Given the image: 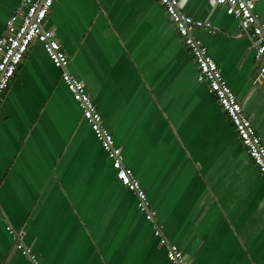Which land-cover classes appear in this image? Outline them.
I'll return each mask as SVG.
<instances>
[{
	"label": "crops",
	"instance_id": "1",
	"mask_svg": "<svg viewBox=\"0 0 264 264\" xmlns=\"http://www.w3.org/2000/svg\"><path fill=\"white\" fill-rule=\"evenodd\" d=\"M18 1L0 0V34ZM179 3L214 28L194 36L264 144V74L247 37L210 0ZM45 27L188 264H264V181L158 2L54 0ZM0 107V264L5 225L40 264H170L39 43Z\"/></svg>",
	"mask_w": 264,
	"mask_h": 264
},
{
	"label": "built area",
	"instance_id": "2",
	"mask_svg": "<svg viewBox=\"0 0 264 264\" xmlns=\"http://www.w3.org/2000/svg\"><path fill=\"white\" fill-rule=\"evenodd\" d=\"M180 38L183 46L193 58L196 66V80L204 82L214 97L232 129L245 149L258 175L264 181V144L255 132L249 118L242 109L235 94L222 76L217 64L207 52L200 39L194 36L199 28L214 31L210 22L193 19L182 11L179 0H156ZM214 6L222 7L224 13L236 21V29L244 34L253 52L260 75L264 74V22L255 11L254 0H210ZM54 0H19L17 6L5 20L0 34V96L20 63L28 47L37 42L53 67L59 70V77L65 89L79 109L80 119L85 121L98 141L114 170L115 179L135 196V207L142 218L151 224L152 235L164 247L165 258L170 264H188L181 250L163 235L162 224L155 219L156 211L150 207L144 189L133 171L123 164L119 146L115 145L111 133L104 126L84 84L66 70L68 58L60 48L54 32L46 28L47 14ZM12 245L28 264H40L39 257L21 241L19 232L5 225Z\"/></svg>",
	"mask_w": 264,
	"mask_h": 264
},
{
	"label": "water",
	"instance_id": "3",
	"mask_svg": "<svg viewBox=\"0 0 264 264\" xmlns=\"http://www.w3.org/2000/svg\"><path fill=\"white\" fill-rule=\"evenodd\" d=\"M0 114H3V110L2 107H0ZM105 126V125H104ZM106 127V126H105ZM18 255L17 250L14 248V246H11L7 257H6V261H9L8 264H11V262L13 261V259Z\"/></svg>",
	"mask_w": 264,
	"mask_h": 264
}]
</instances>
